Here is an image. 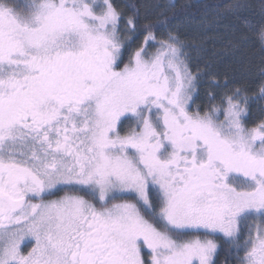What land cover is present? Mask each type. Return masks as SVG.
Instances as JSON below:
<instances>
[{"label": "snow or ice", "instance_id": "obj_1", "mask_svg": "<svg viewBox=\"0 0 264 264\" xmlns=\"http://www.w3.org/2000/svg\"><path fill=\"white\" fill-rule=\"evenodd\" d=\"M149 7L0 0V264H216L218 238L264 264V59L221 80L181 39L215 24L226 53L264 51V0L211 21ZM204 77L211 103L194 107Z\"/></svg>", "mask_w": 264, "mask_h": 264}, {"label": "trees", "instance_id": "obj_2", "mask_svg": "<svg viewBox=\"0 0 264 264\" xmlns=\"http://www.w3.org/2000/svg\"><path fill=\"white\" fill-rule=\"evenodd\" d=\"M119 2L121 3V7L125 9L127 5L136 3L141 6V12L146 14L149 19L155 18L156 11L151 14L145 12L146 5L144 0H119ZM152 2L155 3V0ZM176 2L178 4L190 3L194 5L193 8L188 10L190 14L199 16L207 13L208 19L211 21L215 14L214 10L217 11L218 9H223L231 2V0H176ZM247 3L249 9L248 14L254 18H258L262 0H247ZM234 23H236V21L234 17L231 16L227 17L223 21V25L225 26H231ZM157 35H161V33L158 31ZM209 37H216L220 39L217 44H214L215 48H212V44L210 43L206 44V39ZM142 38L143 37L141 35L134 43L133 47L140 42ZM181 39L189 45L187 50L190 54L192 71L195 73L197 68L204 69L205 64H208L211 67V71L217 74L221 80L227 76L229 79H235L242 84L246 83L247 81L242 75V68L245 66L254 68L262 59H264V51H261L258 46H254L251 43L241 45L239 50L234 54L226 53L225 47L228 45L230 40L234 39L233 33L230 31V27L217 26L213 24L212 27L204 32H200L199 30L196 32V29H181ZM199 43L203 44L204 48L206 47L210 50L205 53L201 52L200 56L197 55L196 47H198ZM206 81L207 77H204L203 82L199 85V93L193 102L194 107L195 105H200L203 108L211 103L207 95L211 89ZM260 115L259 108L256 105H253L251 119L256 120L260 117ZM65 191L66 190H62L59 193H64ZM218 243H220V251L215 258L216 264H235V260L228 255V246L223 242L222 238H218Z\"/></svg>", "mask_w": 264, "mask_h": 264}, {"label": "rangeland", "instance_id": "obj_3", "mask_svg": "<svg viewBox=\"0 0 264 264\" xmlns=\"http://www.w3.org/2000/svg\"><path fill=\"white\" fill-rule=\"evenodd\" d=\"M145 1V5H146V7H145V12H147V13H152V12H154V11H157L156 9H152V8H150L149 6L150 5H152V4H154V2H152L153 0H144ZM116 2L121 6V3L119 2V0H116ZM157 1L155 0V3H156ZM160 2H163V0H160ZM215 12H216V10H214ZM212 27V26H211ZM198 31V29H196V32ZM200 32H204V31H201V30H199ZM211 31H213V30H211ZM223 31V30H222ZM216 32V31H215ZM158 37L160 36V35H157ZM218 40H220V39H218V38H216V37H209V38H207L206 39V44L207 43H210V44H212V48H215L214 47V44H217V42H219ZM137 46H139V42L134 46V47H137ZM197 48V50H196V53H197V55H199L200 56V53L201 52H203V53H205V52H207V51H209L210 49L209 48H204V46H203V44H201V43H199V45H198V47H196ZM155 50V45H152L151 47H149V52H152V51H154Z\"/></svg>", "mask_w": 264, "mask_h": 264}, {"label": "flooded vegetation", "instance_id": "obj_4", "mask_svg": "<svg viewBox=\"0 0 264 264\" xmlns=\"http://www.w3.org/2000/svg\"><path fill=\"white\" fill-rule=\"evenodd\" d=\"M63 194H64L63 192L62 193L57 192L54 196H48V197H45V199H55L58 196L63 195ZM29 247H30V245H29Z\"/></svg>", "mask_w": 264, "mask_h": 264}]
</instances>
